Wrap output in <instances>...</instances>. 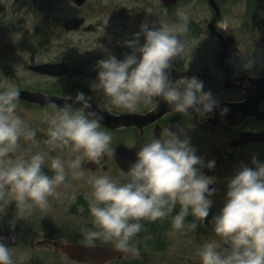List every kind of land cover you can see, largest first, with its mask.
<instances>
[{
  "label": "clouds",
  "instance_id": "9594fccd",
  "mask_svg": "<svg viewBox=\"0 0 264 264\" xmlns=\"http://www.w3.org/2000/svg\"><path fill=\"white\" fill-rule=\"evenodd\" d=\"M177 16L180 23L160 19L159 28L152 30L147 23L142 24L141 33L126 42L133 54L123 60L109 56L98 61L92 90L102 91L111 106L132 112L142 103H152L154 97H162L176 113H187L189 108L201 116L212 112L216 101L211 92L203 91L202 81L192 77L173 84L169 80L166 70L183 51L181 36L188 31V15L178 10ZM141 34L145 42L138 46ZM19 93L11 82L0 91V210L14 203L15 220H24L34 209L50 208L49 197L57 194L69 173L73 179H83L84 163L98 165L102 156H111L112 136L100 130L102 115L85 112L91 104L78 93L76 101L82 103L81 108H61L49 102L54 111L44 114L48 123L45 144L67 149L72 158L63 160L45 152L17 157L21 138L28 141L36 136L35 130L16 114ZM227 112L224 108L221 114ZM161 137L139 147L135 162L125 173L126 182L118 183L107 175L88 177L93 228L81 229L86 247L103 240L113 242L117 252L136 256L138 249L131 242L142 230L140 221L164 220L178 206L179 211L171 217L173 231H194L197 222L202 224L208 217L212 204L209 197L215 192L209 185L214 180L201 174L199 167L212 169L215 161L203 165L187 138L181 140L169 130ZM46 161L51 176L43 171ZM252 162L255 170L243 167L227 184L224 206L212 219L213 234L222 244L214 240L203 243L197 252L201 264H264V164L255 158ZM189 215L193 221L186 224ZM15 220L11 222L13 227ZM0 264H13L9 247L2 242Z\"/></svg>",
  "mask_w": 264,
  "mask_h": 264
},
{
  "label": "flooded vegetation",
  "instance_id": "af4514ba",
  "mask_svg": "<svg viewBox=\"0 0 264 264\" xmlns=\"http://www.w3.org/2000/svg\"><path fill=\"white\" fill-rule=\"evenodd\" d=\"M204 1L206 8L203 9V16L194 20L190 18L192 23H188V31L183 37L185 41L182 40L183 51L172 61L171 68L187 71L190 76L169 77L173 84L180 79L192 77L203 82V91L211 92L216 101L212 112L204 116L192 108H189L187 113L173 112L172 106L162 97H154L150 104L138 105L135 112L128 111L111 106L102 91H93L91 87L97 82L98 61L109 56L123 60L127 55L133 54V49L127 47L126 42L133 40L135 34L141 33V25L144 23H149V30L160 26V15L156 14L157 7L165 8L164 12L168 9L174 12L177 4L167 6L162 0H124L122 5H118L119 1L116 0L105 1L106 5L97 7L96 14L101 16L93 22L92 31H85V24L77 30L66 31L65 21L60 28L54 25V22L45 26L51 28V31L46 33V37H38L39 43L52 41L58 36L54 28L58 27L59 32L61 29L59 40L54 45L52 43L50 48H41L39 44L30 48L20 38L16 40L15 37L5 34L13 33L17 27L6 26L2 29L0 77H10L12 81L9 82L18 90H27L21 93L22 96L17 101L19 110L16 114L36 132L34 140H25V143L23 138L20 140L17 152L24 146L21 156L45 152L51 157L60 156L63 160L72 158L67 149L50 148L45 144L48 139V123L44 114H52L54 111L49 102L61 108L65 105L73 109L81 108L82 103L76 101V96L83 93L91 104V108L85 109V112L95 111L109 123L101 124L100 130L112 136V155L102 156L98 165L92 162L84 163L82 167L85 176L82 180L100 174L107 175L118 183L126 182L125 173L132 163L125 160L135 161V153L140 146L153 138H162V132L169 130L181 140H189L190 147L201 158L203 165L215 161L212 169L200 166L199 171L214 180L209 185L210 189L215 190L209 197L212 201L210 208L222 209L230 179L243 167L255 170L253 158L257 161L264 155V142L254 138L256 133H264V15L259 17L260 11L264 9H247L244 13L255 16L254 20L245 17V20H240L242 24L239 21L235 25H229L222 23L224 0H216L219 9L212 8L209 0ZM253 1L256 4L261 2ZM232 3L238 5L237 2ZM186 14L188 15V8ZM239 14L240 9H237L236 16ZM83 15L86 17L85 23H91L88 14ZM170 15V24H175L177 14ZM112 20L117 23L112 25ZM104 22L107 26L103 41L97 36L89 35L97 33ZM76 35L79 36L76 42L71 41ZM88 40L89 46H86ZM144 42L145 37L141 34L138 46H142ZM82 43L84 46H81ZM77 46L81 48L78 50ZM136 55L139 58V54ZM41 62H65L70 66L79 64L88 73L48 75L27 67L29 64ZM224 108H227L228 112L222 115ZM122 146L123 148H120ZM133 151L134 154L131 153ZM119 161H123L121 165ZM47 163L46 161L43 171L51 176L53 173ZM78 193L84 194L83 189ZM79 204L85 206L90 215L89 204L85 201H80ZM176 209L179 207L174 210ZM140 223L142 230L131 242L138 249V255L126 253L121 261L112 260L107 264H161L158 248L150 249V245L146 241L143 242L142 236L145 235L146 227L169 225L171 221L166 218L155 222L142 220ZM6 227L8 225L4 224L1 228ZM60 236L58 231L50 229L43 238L59 239ZM36 242L40 243L39 240ZM37 258L40 262L43 261L42 257Z\"/></svg>",
  "mask_w": 264,
  "mask_h": 264
},
{
  "label": "rangeland",
  "instance_id": "374dc122",
  "mask_svg": "<svg viewBox=\"0 0 264 264\" xmlns=\"http://www.w3.org/2000/svg\"><path fill=\"white\" fill-rule=\"evenodd\" d=\"M105 1L108 0H88L84 7L77 8L71 0H0V13L6 15L4 16L6 19H9L10 17L17 20V24H19V27L16 28L13 33H5L6 35H11L12 37H15L16 40H19L20 38L27 45L30 42V48L33 46L36 47L38 44L41 48H50L52 43L54 45V43L59 40L61 29L59 32L58 27L60 28L63 26L65 19L74 14L87 13L89 21L94 22L99 16H101L96 14L98 5H104ZM116 1H119L118 5H122L121 3H123L124 0ZM188 1V23H192L190 18L198 19L203 16L202 13L205 3L203 0ZM257 1L261 2L256 4L253 0H224L222 5V9H224L222 23L235 25L245 17L254 20L255 16L246 15L244 12L251 8L264 9V0ZM232 2H237L238 5ZM40 5L47 6V11H39L38 9ZM185 8H187V5L185 6V2L183 1L175 7L176 11L174 12L172 9H168V11L164 12L165 8L163 9L161 6L160 8H156V14L160 15L159 19H166L165 21L170 24L172 20L169 15L171 13L177 14L178 10H183V12L186 13V10H184ZM237 9H240L239 16H236ZM263 15L264 11L262 10L259 13V17H262ZM145 20L148 22L147 18ZM44 22L48 24L54 22V25L58 26L57 28H54L56 31L55 34L58 36L52 41L50 40L45 43H39L36 38L33 39L31 37V31L33 27H40ZM241 22L242 21H240V24H242ZM115 23H117V21L112 20L111 24L115 25ZM175 23H180L179 17L176 18ZM9 26L11 27L10 22ZM106 26L107 23H102L97 33H91L89 35L92 37L97 36V38L103 41L106 36ZM2 28L4 29V27ZM2 28L0 29L2 30ZM43 36L46 37V35ZM78 38L79 36L76 35L71 41L76 42V39ZM27 40H29V42ZM88 42L89 40L87 41L86 46H89ZM81 46H84L83 43ZM80 48V46H77L76 49L79 50ZM9 80L12 81L10 77H0V88L6 86L9 83ZM17 110H19V108H17L16 111ZM23 142L25 143V140ZM23 148L24 146H22V149ZM22 149L21 151L16 152L15 156H21L20 153L22 152ZM257 163L264 164V159L261 158V160H257ZM97 176H100V174H97ZM82 189L84 191V194H81L82 199L89 204L88 201L90 198L91 187L87 183V180H77L68 176L65 184L56 190L57 194L54 197H49L50 208L47 211L34 209L31 215H26L24 220H15L16 208L14 203L10 204L4 211L0 210V227L7 224L8 227L15 230L21 240L18 246L9 248L13 264H39L40 259L37 258V256L42 257V262L44 263L60 262V264H81L69 260L60 253H55L53 247L50 245L35 244V242L42 239L43 235L46 236L47 230L50 229L54 230V232L58 231L63 233L59 237V240L83 241L81 229H91L93 226L91 224V215L88 214V210L84 208L85 206L82 207L76 205L78 203L76 197L80 195L78 191ZM220 210V208H210L208 217L202 224L197 222L198 226L194 231L185 228L181 231L174 232L172 227L170 230H167L166 226L151 227L152 225H150L146 227L144 231L145 235L142 236V240L150 245V249L153 247L161 249L159 250L161 264H201L197 252L203 243L214 240L216 243L222 244L220 238L216 237L212 231V219L219 214ZM14 220L15 224L13 227L11 222ZM192 221L193 217L191 215L190 219L186 218V224L191 223ZM95 242L113 244V242H104L103 240H96ZM222 247H227V245H222ZM33 256L35 257L34 260Z\"/></svg>",
  "mask_w": 264,
  "mask_h": 264
},
{
  "label": "water",
  "instance_id": "95a60500",
  "mask_svg": "<svg viewBox=\"0 0 264 264\" xmlns=\"http://www.w3.org/2000/svg\"><path fill=\"white\" fill-rule=\"evenodd\" d=\"M77 4H82L85 0H74ZM166 3L170 4L176 2L177 0H164ZM83 21V18L74 17L69 19L65 26L67 29H73L78 27ZM50 65H41L38 69L45 68ZM0 237H2V243L5 245H14L18 242L16 235L12 232L0 230ZM57 249L63 251L68 257L73 260L81 261L89 264H103L106 261L113 258H120L124 253H120L114 250V246L110 245H99L95 244L94 247H86L83 243H69L61 242L56 243Z\"/></svg>",
  "mask_w": 264,
  "mask_h": 264
}]
</instances>
